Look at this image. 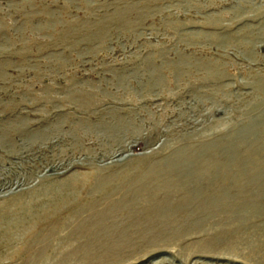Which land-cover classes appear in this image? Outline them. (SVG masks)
Returning <instances> with one entry per match:
<instances>
[{
  "label": "rangeland",
  "instance_id": "1",
  "mask_svg": "<svg viewBox=\"0 0 264 264\" xmlns=\"http://www.w3.org/2000/svg\"><path fill=\"white\" fill-rule=\"evenodd\" d=\"M0 264H264V0H0Z\"/></svg>",
  "mask_w": 264,
  "mask_h": 264
}]
</instances>
